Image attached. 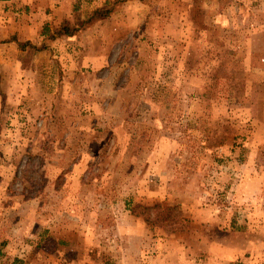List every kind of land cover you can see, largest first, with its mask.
<instances>
[{
	"label": "rangeland",
	"instance_id": "rangeland-1",
	"mask_svg": "<svg viewBox=\"0 0 264 264\" xmlns=\"http://www.w3.org/2000/svg\"><path fill=\"white\" fill-rule=\"evenodd\" d=\"M98 8L108 15L92 18ZM2 12L4 41L19 27L27 41L45 14L80 27L0 59V193L54 228L52 261L264 264V0H17ZM46 50L49 90L27 68ZM137 203L150 206L141 220Z\"/></svg>",
	"mask_w": 264,
	"mask_h": 264
},
{
	"label": "crops",
	"instance_id": "crops-1",
	"mask_svg": "<svg viewBox=\"0 0 264 264\" xmlns=\"http://www.w3.org/2000/svg\"><path fill=\"white\" fill-rule=\"evenodd\" d=\"M17 0H0V17L3 16L2 12V7L6 5H11L12 7L15 6ZM54 6H50L48 8H53ZM46 9V11L50 9ZM5 9H3L4 11ZM35 25H29L25 27V32L32 31V34L27 35V37L24 36L25 40H30L31 42L41 44L42 41L44 40V35H42L41 31L42 28L45 24H48V22L53 23L51 17L45 14V16L35 18ZM1 20V18H0ZM54 23L57 24L55 21ZM19 27V24H16ZM51 25V24H50ZM37 26V28H35ZM18 28L14 31L13 34H17L18 38L20 39L22 36L20 34L24 33V30L19 27V31H17ZM12 34V35H13ZM25 34V33H24ZM26 35V34H25ZM65 38V37H64ZM5 41L0 38V59L4 58H13L15 55V52H19L18 50V45L14 41ZM31 58V64L27 66V68H30V72L32 76L34 77V80L31 81L32 86L36 84V82H39V77L42 75V85L43 89L49 90L50 89V77L53 80L52 76L47 75L53 73L55 70L51 60H50V51L46 50L43 52H39L37 54H32L29 55ZM49 77V78H48ZM58 82H60V76L56 78V84L58 85ZM59 150V149H58ZM64 153L67 152V148L62 149ZM60 164V163H59ZM53 186V191H55V186H54V180H50L46 184V188H49ZM60 191H61V186ZM5 188V187H4ZM2 190V189H0ZM6 188L4 189V195L0 193V233L4 232L8 227H11V231H14V235L10 239H4L1 237L0 239V264H95L93 261H98L97 258L95 257H90L88 259H76V258H71V259H66V258H56L55 260L52 261V259L49 257L51 250H50V245H49V240L51 239L52 236H55L53 234H56L52 232L54 228L51 225H48L47 222H42V225L39 227V222L37 221L35 216V211L33 209L30 211L31 214L28 215V209L25 208L23 213L20 212V195L19 194H13L10 192L9 195L6 193ZM46 191H44L41 195H33L29 196L23 201V205L27 204H33L34 206L35 203H39L40 201L43 202L46 198ZM3 202H5L3 204ZM28 202V203H26ZM44 208V207H43ZM130 213V216L133 218H138L140 219L139 216L132 215L130 210L128 211ZM12 214L13 217H9V215ZM16 214H18L16 216ZM34 215V216H33ZM15 216V217H14ZM23 217L24 220L31 219V222L29 224L26 222V224L20 226V219ZM45 220V219H44ZM141 220V219H140ZM46 221V220H45ZM50 221V220H49ZM144 221V219H143ZM144 229L145 231L149 232V229L147 227L146 222ZM130 232V227L128 226V233ZM11 233V232H10ZM28 234L31 237L38 238V240H26V242L23 239H20L21 236L19 235H24ZM147 234V233H146ZM145 235V234H144ZM141 239V244L145 242L146 239L140 238ZM58 250H65L67 246L65 244H68L67 241L64 240H58ZM64 247V248H63ZM63 248V249H62ZM32 250V251H31ZM26 253H23L25 252ZM30 251V253H29ZM55 251V250H54ZM155 252L156 250L153 249ZM3 252H7L11 257L8 259V255L3 256ZM146 253V252H144ZM2 255V256H1ZM23 255H26L23 257ZM41 255V256H40ZM142 263L138 261V263L135 264H143L149 261V259H145L144 254L142 255ZM152 259H154V253H152ZM131 258V257H130ZM135 259V258H134ZM139 259V258H138ZM151 259V260H152ZM157 259L153 260L156 262ZM131 261L126 258L123 259L122 261L114 260L111 258V264H131ZM97 264V263H96ZM101 264H109L108 261L104 263V261H101ZM146 264H152V263H146Z\"/></svg>",
	"mask_w": 264,
	"mask_h": 264
},
{
	"label": "trees",
	"instance_id": "trees-1",
	"mask_svg": "<svg viewBox=\"0 0 264 264\" xmlns=\"http://www.w3.org/2000/svg\"><path fill=\"white\" fill-rule=\"evenodd\" d=\"M109 11H104L101 10L100 8L95 9L94 12L92 13V18L93 17H101V16H107ZM80 27L77 26H70L67 21H64L61 25L56 26V27H51L50 25H45L42 30V34L46 38V41L48 39L50 40H55L56 38L66 35V36H73L76 35L77 32L79 31ZM9 40L16 42L18 45L19 49L27 51L28 49L36 48L35 44L33 42L27 40V41H21L18 39L16 35H13ZM43 48V47H42ZM42 48H38L37 50H41ZM139 208H143L144 210H147L150 208V206L143 205L141 203L135 204L133 207H131L132 214L136 216H141L145 215V211H140ZM147 216V215H146ZM146 221L150 224H155L156 221L153 219H149L148 217H145Z\"/></svg>",
	"mask_w": 264,
	"mask_h": 264
}]
</instances>
